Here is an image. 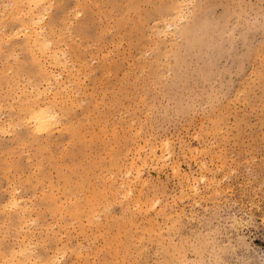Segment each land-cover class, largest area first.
<instances>
[{"label":"rangeland","instance_id":"374dc122","mask_svg":"<svg viewBox=\"0 0 264 264\" xmlns=\"http://www.w3.org/2000/svg\"><path fill=\"white\" fill-rule=\"evenodd\" d=\"M31 2L0 0V264H264V0Z\"/></svg>","mask_w":264,"mask_h":264},{"label":"bare ground","instance_id":"6f19581e","mask_svg":"<svg viewBox=\"0 0 264 264\" xmlns=\"http://www.w3.org/2000/svg\"><path fill=\"white\" fill-rule=\"evenodd\" d=\"M31 1V0H30ZM33 2H31L32 4L33 3H35V5H36V7H37V4H38V2H41V1H43V0H32ZM37 3V4H36ZM52 5V4H51ZM48 6V5H47ZM50 6V5H49ZM35 9V8H34ZM32 14H34L33 12H32ZM35 15V14H34ZM38 14H36V16H37ZM36 19H37V17H36ZM41 19H43V18H41ZM38 20H39V18H38ZM37 20V22H40V21H38ZM33 22H34V20H32ZM32 23V22H31ZM34 24H35V22H34ZM47 109H46V111H44V109H43V111H39L38 113L36 112V113H34L31 117H33V119L31 118V120H33L34 121V123H33V126H35V130L34 131H38L39 133L40 132H42V131H45V130H47L50 126H51V124H52V122H54L53 120L55 119V114L54 115H52V116H54L52 119H51V116H50V114L48 113V112H50V111H48L47 113ZM51 120H52V122H51ZM55 123V122H54ZM58 123V122H57ZM50 129V128H49ZM48 129V130H49ZM159 158V157H158ZM131 165V164H130ZM134 167V166H133ZM139 168V167H138ZM136 169V168H135ZM140 169V168H139ZM134 177H136V176H134ZM13 202V207H16V206H14V204H16L17 205V203L19 202H17L15 199L12 201ZM11 202V203H12ZM14 202H17V203H14ZM19 205V204H18ZM11 205H9V207H10Z\"/></svg>","mask_w":264,"mask_h":264}]
</instances>
